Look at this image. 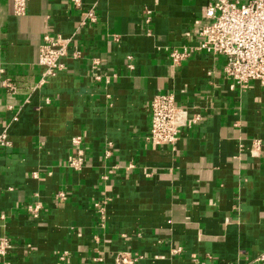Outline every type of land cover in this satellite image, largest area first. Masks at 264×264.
<instances>
[{
  "label": "crops",
  "instance_id": "obj_1",
  "mask_svg": "<svg viewBox=\"0 0 264 264\" xmlns=\"http://www.w3.org/2000/svg\"><path fill=\"white\" fill-rule=\"evenodd\" d=\"M27 2L18 16L0 0V133L10 140L0 147V264H118L122 253L138 264H258L264 87L231 89L221 56L169 57L194 43L209 0H85L97 21L80 31L83 56L43 84V35L71 34L83 11ZM163 93L204 115L175 148L147 140Z\"/></svg>",
  "mask_w": 264,
  "mask_h": 264
},
{
  "label": "built area",
  "instance_id": "obj_2",
  "mask_svg": "<svg viewBox=\"0 0 264 264\" xmlns=\"http://www.w3.org/2000/svg\"><path fill=\"white\" fill-rule=\"evenodd\" d=\"M76 8L83 11L79 27L71 34L51 31L43 35L39 47L38 64L44 67L40 84L58 75L67 68L69 60L83 56L78 45V37L83 28L97 21L96 5L87 6L85 0H69ZM27 0H14L16 15L27 12ZM202 22L193 34V42L181 48L173 47L169 52L174 66L202 53L221 56L225 62L223 73L230 80L231 89L248 88L252 82H260L264 87V0H209L202 7ZM131 57H129L130 59ZM91 69L96 80H103L99 73L100 60L91 58ZM132 67V64H129ZM109 81V80H107ZM6 86L11 84L6 80ZM151 123L147 140L153 147L173 146L180 139L183 129H189L204 122V115H191V108L178 102L173 93L157 94L150 105ZM76 138L74 142H78ZM10 146L6 132L0 133V147ZM81 157L69 159L70 167L79 169ZM28 211L37 217L40 205H29ZM9 248L7 239H0V254L5 255ZM139 257H130L122 253L117 258L118 264H138ZM256 261L264 262V255Z\"/></svg>",
  "mask_w": 264,
  "mask_h": 264
}]
</instances>
